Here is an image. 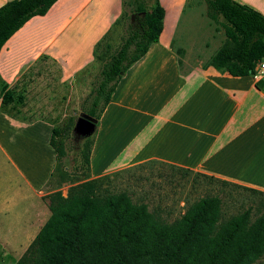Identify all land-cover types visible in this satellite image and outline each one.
I'll list each match as a JSON object with an SVG mask.
<instances>
[{
  "label": "crops",
  "instance_id": "crops-1",
  "mask_svg": "<svg viewBox=\"0 0 264 264\" xmlns=\"http://www.w3.org/2000/svg\"><path fill=\"white\" fill-rule=\"evenodd\" d=\"M10 1L0 0V7ZM159 1L165 10L159 41L123 75L95 125L90 179L158 161L264 192V82L205 64L215 53L206 51L203 36L180 31L182 20L192 16L184 12L187 0H169L168 8ZM236 1L264 16V0ZM121 10V0H58L3 45L0 84L15 95L39 63V69L56 67L58 81L73 80L93 63ZM35 78L27 79L24 94L35 92L38 100L34 83L46 79ZM52 130L42 118H11L0 96V230L39 232L49 218L42 193L56 167ZM104 157L110 164L98 166Z\"/></svg>",
  "mask_w": 264,
  "mask_h": 264
},
{
  "label": "trees",
  "instance_id": "trees-1",
  "mask_svg": "<svg viewBox=\"0 0 264 264\" xmlns=\"http://www.w3.org/2000/svg\"><path fill=\"white\" fill-rule=\"evenodd\" d=\"M57 1L12 0L1 6L0 50L26 22L44 16ZM205 2L210 20L217 22L222 17L225 35L223 46L207 65L232 77L255 75L264 58V16L236 0ZM123 3L137 21L127 23L121 44L103 63L86 112L97 120L123 75L159 41L163 29L165 10L159 0L150 10L146 0ZM129 14L125 12V19ZM177 53L180 56L182 51ZM0 96L5 112L15 95L0 84ZM57 135L53 127L49 144L56 157L55 171L65 156L62 141L55 140ZM92 144L93 139H85L81 151L80 168L88 178L71 185L66 197L61 191L49 194L50 216L16 264H254L264 256V213L252 221L247 209L223 219L221 199L206 196L168 223L150 212L146 203H135L125 192L103 188L107 175L90 179ZM234 185L264 196V192Z\"/></svg>",
  "mask_w": 264,
  "mask_h": 264
},
{
  "label": "rangeland",
  "instance_id": "rangeland-1",
  "mask_svg": "<svg viewBox=\"0 0 264 264\" xmlns=\"http://www.w3.org/2000/svg\"><path fill=\"white\" fill-rule=\"evenodd\" d=\"M124 1L126 0H121L122 12L115 26L95 48L93 63L74 75L73 80L64 82L58 81L56 67L45 66L39 69V63V66L23 77L21 86L25 89V85L28 84L27 79H31L33 75L36 76L35 81L38 77L45 78V81L34 83L35 88L40 89L41 97L36 100L35 92L27 96L24 94L25 90L20 89L15 93L13 103L5 108V112L13 119L29 121L31 118L38 117L58 130L55 140L62 141L65 156L43 190L42 199L45 207H49L50 204L49 194L61 191L66 197L71 185H76L88 178L87 172L80 168L81 151L85 139H93L96 131L84 132L79 127L80 116L89 109L94 96L93 92L100 81L103 63L121 44L127 23L135 24L137 21L135 16L129 14V8L125 7ZM167 2L169 0H165V4ZM154 3L155 0H146L147 9L150 10ZM168 6L167 4V8ZM186 11L192 12V18L186 20L187 17H185L182 20L180 31L203 36V43L207 44L206 51L211 56L225 42L222 17H218L217 22L210 20L207 17L205 0H187L184 12ZM125 12L129 14L128 19H125ZM164 39L165 37L163 41ZM82 43H84L83 40ZM208 62L209 60L205 64ZM19 97L22 100H19ZM23 98L27 99L28 103H21ZM113 129L114 132L119 130L117 127ZM121 160L119 159V162ZM109 164L110 161H107L105 157L101 162H97L100 167ZM115 164L116 162L111 163L110 168ZM199 174L180 170L178 167L158 161H147L109 171L105 174L109 177L108 183H105L103 188L111 192H125L135 203H146L150 212H155L168 223L179 219L189 205L206 196H218L221 199L223 219H228L247 209L251 212L252 221L264 213V196L245 191L232 183L223 184L219 182L221 180H209ZM45 211L46 209L42 211L43 215ZM37 233L36 231L0 230V264H16ZM254 264H264V256Z\"/></svg>",
  "mask_w": 264,
  "mask_h": 264
},
{
  "label": "water",
  "instance_id": "water-1",
  "mask_svg": "<svg viewBox=\"0 0 264 264\" xmlns=\"http://www.w3.org/2000/svg\"><path fill=\"white\" fill-rule=\"evenodd\" d=\"M80 117L79 127L83 129L84 132L91 133L93 130H95L97 119L86 113H82Z\"/></svg>",
  "mask_w": 264,
  "mask_h": 264
},
{
  "label": "built area",
  "instance_id": "built-area-1",
  "mask_svg": "<svg viewBox=\"0 0 264 264\" xmlns=\"http://www.w3.org/2000/svg\"><path fill=\"white\" fill-rule=\"evenodd\" d=\"M254 76L259 77V80L264 82V58L257 64Z\"/></svg>",
  "mask_w": 264,
  "mask_h": 264
}]
</instances>
